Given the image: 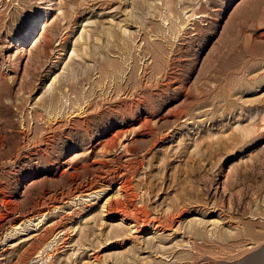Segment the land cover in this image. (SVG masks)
Here are the masks:
<instances>
[{
    "label": "rangeland",
    "instance_id": "1",
    "mask_svg": "<svg viewBox=\"0 0 264 264\" xmlns=\"http://www.w3.org/2000/svg\"><path fill=\"white\" fill-rule=\"evenodd\" d=\"M89 263L264 264V0H0V264Z\"/></svg>",
    "mask_w": 264,
    "mask_h": 264
},
{
    "label": "bare ground",
    "instance_id": "2",
    "mask_svg": "<svg viewBox=\"0 0 264 264\" xmlns=\"http://www.w3.org/2000/svg\"><path fill=\"white\" fill-rule=\"evenodd\" d=\"M135 15V14H134ZM111 33V32H110ZM108 35V34H107ZM110 37V36H109ZM27 40V38L26 39H24V40H22L23 42H25ZM90 50V49H89ZM88 50V51H89ZM69 66V65H68ZM70 68H71V66H70ZM56 80V79H55ZM89 103V102H88ZM85 104V103H84ZM88 107H89V105H88ZM87 113V112H86ZM89 114V113H88ZM111 140V139H110ZM110 140H108V141H106V143H105V146H109L111 143H112V140H111V143H110ZM130 145V144H129ZM99 166V165H98ZM134 168V167H133ZM112 171L110 172V174L109 173H107V174H105V175H99L98 177H99V182H101V183H103V184H109V185H111V184H113L114 182H117V188H116V191H115V193L112 195V196H109V197H107L106 199H105V201L103 202V204H102V206H101V213L103 214V216L104 217H107V218H115L116 216L118 217L119 216V220L121 221V222H126L127 223V221H129V220H132V222H133V224L132 225H130L131 227H137L138 225L137 224H139V222L141 223V219L143 218L142 217V215H141V213H142V211H141V213L140 212H138L137 210H134V208L132 209L131 207H133V204L132 203H134L133 202V199H132V197L134 198V196H135V194H134V196H133V194H131V192H130V189H129V187H127V177H126V175H125V172L124 173H122V171H121V173L119 172H114L113 171V169H111ZM115 170V169H114ZM129 170V169H128ZM104 171V170H103ZM107 171V170H106ZM105 172V171H104ZM103 172V173H104ZM109 172V171H108ZM99 173H101V172H99ZM96 174V173H95ZM128 175V174H127ZM131 181V180H130ZM87 182V181H86ZM97 182V181H96ZM92 184V183H91ZM129 184H131V182L129 183ZM86 185V184H85ZM97 185V184H96ZM95 185V186H96ZM132 185V184H131ZM131 185H130V187H131ZM83 186H84V184H83ZM99 187H100V185H99ZM112 187V186H111ZM96 187H94L93 186V184L92 185H89V186H87V187H85V189H84V192H87V193H89V196H91L92 194H98L99 195V193H100V190H102L101 188L99 189V188H97V189H95ZM83 189V188H82ZM105 189H107V188H105ZM104 189V190H105ZM106 191V190H105ZM113 192V191H112ZM81 193V192H80ZM79 193V194H80ZM132 193H134V192H132ZM83 195V194H82ZM51 196V195H50ZM136 196H138V195H136ZM135 196V197H136ZM57 197V196H56ZM62 198V197H61ZM63 199V198H62ZM61 199V200H62ZM135 199V198H134ZM56 201V200H55ZM57 201H58V199H57ZM56 201V202H57ZM53 202V201H52ZM52 202H50V203H52ZM55 202V203H56ZM68 202V201H67ZM136 202V201H135ZM49 204V203H48ZM45 205V204H44ZM50 206V205H49ZM54 208L56 207V206H53ZM48 208H51V207H48ZM53 208V209H54ZM48 210V209H47ZM51 210V209H50ZM46 213V212H45ZM151 214V213H150ZM42 216V215H41ZM146 216V215H145ZM145 219V218H144ZM146 219H148V216L146 217ZM151 219V218H150ZM154 219V218H153ZM9 220V219H8ZM102 220H104V218L102 217ZM112 220V219H111ZM144 221H146V220H144ZM148 221V220H147ZM154 221V220H153ZM152 221V222H153ZM182 221V220H181ZM58 222V221H57ZM150 222V221H149ZM131 223V222H130ZM154 223V222H153ZM161 223V222H160ZM160 223H159V225L158 226H160ZM170 223V222H169ZM172 223V222H171ZM102 224H104V223H102ZM143 224V223H142ZM158 224V223H157ZM167 224V223H166ZM173 224V223H172ZM177 224V223H176ZM49 225V224H48ZM140 225V224H139ZM129 226V227H130ZM156 226V228H154V229H156L157 230V228H158V226L157 225H155ZM171 226V225H170ZM164 228V227H163ZM166 228H168V227H166ZM172 228V227H171ZM168 229H170V228H168ZM132 230V229H131ZM67 231V230H66ZM65 231V232H66ZM115 231H117V230H115ZM136 231V230H135ZM67 233V232H66ZM7 235H8V233L4 236V238H3V242L5 241V240H7ZM69 238V237H68ZM66 239V238H65ZM49 240V239H48ZM36 241V240H35ZM64 241V240H63ZM44 242V241H43ZM53 242V241H52ZM50 240H49V242L47 243V242H45V243H47V248L50 246V244L52 243ZM63 243V242H62ZM43 245H45V244H43ZM42 250V249H41ZM45 250V249H44ZM44 250H42V251H40L39 250V254L38 255H41V256H43L42 254H43V251ZM46 251V250H45ZM38 253V252H37ZM97 256V255H96ZM39 257V256H38ZM49 257V256H48ZM93 258H95L94 256H93ZM96 259V258H95ZM102 260V259H101ZM97 261V260H96ZM90 264V263H89Z\"/></svg>",
    "mask_w": 264,
    "mask_h": 264
}]
</instances>
